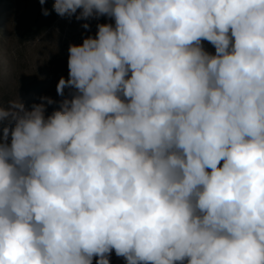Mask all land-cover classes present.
Segmentation results:
<instances>
[{
    "label": "clouds",
    "instance_id": "9594fccd",
    "mask_svg": "<svg viewBox=\"0 0 264 264\" xmlns=\"http://www.w3.org/2000/svg\"><path fill=\"white\" fill-rule=\"evenodd\" d=\"M53 10L114 23L69 45L50 115L0 104V264H264V0Z\"/></svg>",
    "mask_w": 264,
    "mask_h": 264
},
{
    "label": "rangeland",
    "instance_id": "374dc122",
    "mask_svg": "<svg viewBox=\"0 0 264 264\" xmlns=\"http://www.w3.org/2000/svg\"><path fill=\"white\" fill-rule=\"evenodd\" d=\"M54 0H0V104L7 106L11 100L20 99L31 109L41 103L43 96L57 103L47 106L45 115L58 109L63 99L56 92L61 77H68L70 44H82L88 35H95L98 23H114L107 17L87 21L90 30L82 27L86 21L62 18L53 10ZM43 8L49 12L43 14ZM3 23V25H2ZM2 25V26H1ZM207 51L214 47L203 41ZM70 94L65 89V97ZM2 135V129H0ZM95 264V259L93 260ZM111 264H125L123 257L113 251Z\"/></svg>",
    "mask_w": 264,
    "mask_h": 264
},
{
    "label": "trees",
    "instance_id": "16d2710c",
    "mask_svg": "<svg viewBox=\"0 0 264 264\" xmlns=\"http://www.w3.org/2000/svg\"><path fill=\"white\" fill-rule=\"evenodd\" d=\"M2 25H3V23H2ZM2 25H1V26H2Z\"/></svg>",
    "mask_w": 264,
    "mask_h": 264
}]
</instances>
